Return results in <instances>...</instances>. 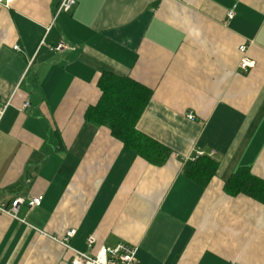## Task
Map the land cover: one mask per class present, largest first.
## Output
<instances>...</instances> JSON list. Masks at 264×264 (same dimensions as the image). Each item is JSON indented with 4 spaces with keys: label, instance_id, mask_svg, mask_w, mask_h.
<instances>
[{
    "label": "crops",
    "instance_id": "0c3cea01",
    "mask_svg": "<svg viewBox=\"0 0 264 264\" xmlns=\"http://www.w3.org/2000/svg\"><path fill=\"white\" fill-rule=\"evenodd\" d=\"M62 1L0 3V208L44 197L0 210V264H70V230L136 264H264V205L225 190L239 168L264 181V0H75L53 24ZM105 73L152 91L137 130L162 165L87 121ZM198 154L219 164L206 186Z\"/></svg>",
    "mask_w": 264,
    "mask_h": 264
},
{
    "label": "trees",
    "instance_id": "16d2710c",
    "mask_svg": "<svg viewBox=\"0 0 264 264\" xmlns=\"http://www.w3.org/2000/svg\"><path fill=\"white\" fill-rule=\"evenodd\" d=\"M101 99L86 113L87 121L105 126L112 136L127 148L152 164L162 165L170 152L137 130V124L147 108L152 91L131 78L105 73L100 81ZM219 164L204 157L187 165L185 174L194 182L206 186L217 175ZM231 196L246 195L264 205V181L253 176L249 168H239L226 183Z\"/></svg>",
    "mask_w": 264,
    "mask_h": 264
},
{
    "label": "built area",
    "instance_id": "2783aa9c",
    "mask_svg": "<svg viewBox=\"0 0 264 264\" xmlns=\"http://www.w3.org/2000/svg\"><path fill=\"white\" fill-rule=\"evenodd\" d=\"M14 0H0V3H5L6 5H9ZM76 6L75 0H63L54 11V17H53V24L56 22L57 18L61 14H67L70 13L74 7ZM234 17V13H229V19H232ZM15 50H19L18 47L14 48ZM73 47L66 44L65 42H60L54 50L56 51H65V50H72ZM247 47L241 46L239 48V51L244 55L240 67L243 70H249L255 66V62L253 60H250L249 58L245 57ZM29 103H26L24 108L27 109L29 107ZM189 120H193L194 117L189 114L188 115ZM203 154H198L197 157L193 160H198ZM44 197L38 196L29 199L27 202L24 199L18 198L13 201L11 208H0L1 212L9 214L11 216H16L18 213V208L22 204H27L28 208L30 210L36 209L41 207L43 203ZM76 235V230H70L66 233L65 238L61 242L63 245H65L72 253H73V259L71 260L70 264H136V249L132 248L126 244H118L114 248L110 247H102L98 249L96 252H93L92 249L94 248L95 239L91 238L89 240V252H79L76 250H73L69 247L67 242L73 238Z\"/></svg>",
    "mask_w": 264,
    "mask_h": 264
}]
</instances>
